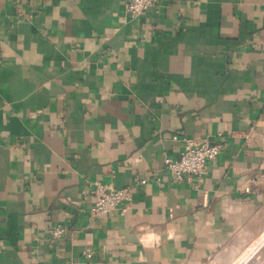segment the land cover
Listing matches in <instances>:
<instances>
[{"label": "crops", "instance_id": "0c3cea01", "mask_svg": "<svg viewBox=\"0 0 264 264\" xmlns=\"http://www.w3.org/2000/svg\"><path fill=\"white\" fill-rule=\"evenodd\" d=\"M0 264H264V0H0Z\"/></svg>", "mask_w": 264, "mask_h": 264}, {"label": "built area", "instance_id": "2783aa9c", "mask_svg": "<svg viewBox=\"0 0 264 264\" xmlns=\"http://www.w3.org/2000/svg\"><path fill=\"white\" fill-rule=\"evenodd\" d=\"M155 3L156 0H124L125 12L129 17L136 18ZM173 139H178V135H174ZM183 141L184 148L178 158H165V168L176 181H182L186 176H195L200 180L207 172L208 162L216 159L221 147L207 140L185 137ZM93 197L94 203L89 212L91 218H98L117 208L126 212L132 200V188H116L110 184L96 182ZM65 231L66 228L59 225L52 228L50 233L53 238H60Z\"/></svg>", "mask_w": 264, "mask_h": 264}]
</instances>
